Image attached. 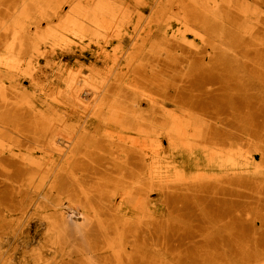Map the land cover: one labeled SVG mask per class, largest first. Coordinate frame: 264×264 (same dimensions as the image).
<instances>
[{"label": "rangeland", "instance_id": "374dc122", "mask_svg": "<svg viewBox=\"0 0 264 264\" xmlns=\"http://www.w3.org/2000/svg\"><path fill=\"white\" fill-rule=\"evenodd\" d=\"M134 1L0 0V264H264V0Z\"/></svg>", "mask_w": 264, "mask_h": 264}, {"label": "bare ground", "instance_id": "6f19581e", "mask_svg": "<svg viewBox=\"0 0 264 264\" xmlns=\"http://www.w3.org/2000/svg\"><path fill=\"white\" fill-rule=\"evenodd\" d=\"M107 4V3H106ZM102 5V4H101ZM103 6V5H102ZM107 6V5H106ZM106 8V7H105ZM104 9V8H102ZM68 12V11H67ZM93 15V14H92ZM123 17V16H122ZM185 21V20H184ZM189 28V27H188ZM197 50V49H196ZM5 68V67H4ZM3 75V74H2ZM5 75V74H4ZM85 87V86H84ZM88 91L91 90V88L88 86V87H85ZM10 89V88H9ZM16 89V88H15ZM83 89V88H82ZM92 92V91H91ZM90 93V92H89ZM91 94V93H90ZM87 95V94H86ZM153 95V94H151ZM89 96V94L87 95ZM44 97V96H43ZM97 97V96H96ZM88 98V97H87ZM91 98V97H90ZM95 106V105H94ZM179 107V105H178ZM187 107V106H186ZM185 107V108H186ZM51 118V117H50ZM62 121V120H60ZM152 121V120H151ZM62 126V125H61ZM222 126L220 124L218 125H214L212 130H211V133H210V141L206 140L205 144L203 145L202 147V159H203V163L208 165V164H211V163H214L216 162L218 159H220L223 155V152L226 150L225 148L228 147V145H225V139H224V135L222 134ZM41 128V127H39ZM42 133V132H41ZM53 133V132H52ZM44 134V133H43ZM65 134V133H63ZM54 135V134H53ZM60 135V134H59ZM48 136V135H47ZM46 136V137H47ZM62 136V135H61ZM46 137L44 139H46ZM50 137V136H49ZM52 137V136H51ZM50 137V138H51ZM55 138V137H54ZM65 137H63L64 139ZM52 139V138H51ZM81 140V139H80ZM44 141V140H43ZM49 141V140H48ZM220 145V146H225V148H217L216 145ZM230 147V146H229ZM228 147V148H229ZM10 150V149H9ZM219 161V160H218ZM233 164V163H232ZM41 197V196H40ZM45 200V199H43ZM54 200V198H53ZM74 201V200H73ZM70 205V204H69ZM50 206V205H49ZM52 206V205H51ZM50 206V207H51ZM43 207V206H42ZM63 207V206H62ZM108 209V208H107ZM109 210V209H108ZM79 211V210H78ZM73 214V213H72ZM75 215V214H74ZM48 218V217H47ZM79 219V218H78ZM43 224V223H42ZM45 226V225H44ZM64 227V226H63ZM68 235V234H67ZM68 238V237H67ZM19 241V240H18ZM28 241V240H27ZM169 243V242H168ZM23 244V243H22ZM73 245V244H72ZM29 246V245H28ZM20 247V246H19ZM29 248V247H28ZM40 250V248H39ZM43 250V248H42ZM31 251V250H30ZM45 251V250H43ZM34 252V251H33ZM36 252V251H35ZM46 252V251H45ZM48 252V251H47ZM31 253V252H30ZM78 253V252H77ZM6 254V253H5ZM15 254V252H14ZM45 255V254H44ZM42 256V255H41ZM40 256V257H41ZM4 257V256H3ZM51 257V256H50ZM15 259V258H14ZM16 260V259H15ZM17 263V262H16Z\"/></svg>", "mask_w": 264, "mask_h": 264}, {"label": "built area", "instance_id": "2783aa9c", "mask_svg": "<svg viewBox=\"0 0 264 264\" xmlns=\"http://www.w3.org/2000/svg\"><path fill=\"white\" fill-rule=\"evenodd\" d=\"M212 120H213V122H214L215 125H218L219 120H220L219 114L213 113Z\"/></svg>", "mask_w": 264, "mask_h": 264}, {"label": "crops", "instance_id": "0c3cea01", "mask_svg": "<svg viewBox=\"0 0 264 264\" xmlns=\"http://www.w3.org/2000/svg\"><path fill=\"white\" fill-rule=\"evenodd\" d=\"M133 2H135L134 0H132Z\"/></svg>", "mask_w": 264, "mask_h": 264}]
</instances>
